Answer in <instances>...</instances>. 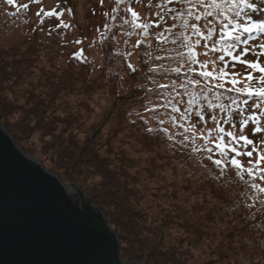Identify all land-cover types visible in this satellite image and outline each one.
<instances>
[{
    "label": "trees",
    "instance_id": "obj_1",
    "mask_svg": "<svg viewBox=\"0 0 264 264\" xmlns=\"http://www.w3.org/2000/svg\"><path fill=\"white\" fill-rule=\"evenodd\" d=\"M3 3L10 7L6 0L0 7ZM156 3L124 0L113 20L117 0H97L101 19L92 26L84 52L69 51L61 63L53 61L58 51L50 42L66 36V28L56 27L61 18L46 17L41 24L43 13L36 15L41 6L35 12L16 11L11 20L2 15L1 24L22 26L23 18L27 25L26 17L32 27L0 46V123L24 149L36 136L44 159H57L54 168L66 180L83 182L78 183L117 233L123 261L264 264V194L230 168L221 174L208 154L191 151L193 145L184 149L163 133L145 134L146 127L160 126L144 125L129 114L142 111L136 81L148 75L151 62L143 63L145 53L158 42L138 45L143 38L126 35L130 29L121 18L130 19V6L142 21L154 20ZM196 51L198 59H206L202 46ZM74 53L82 54L76 59ZM128 63L137 71L131 72ZM163 127L182 132L170 123ZM215 127L210 120L198 125L205 131ZM89 178L97 184L88 187ZM256 183L264 187L259 179Z\"/></svg>",
    "mask_w": 264,
    "mask_h": 264
},
{
    "label": "snow or ice",
    "instance_id": "obj_2",
    "mask_svg": "<svg viewBox=\"0 0 264 264\" xmlns=\"http://www.w3.org/2000/svg\"><path fill=\"white\" fill-rule=\"evenodd\" d=\"M6 2L13 5L15 0ZM123 2L117 0L113 20ZM28 7L20 5L17 12ZM155 7V19L149 22L130 6L126 8L130 19L121 18L130 29L126 35L143 38L138 45L147 41L151 46L152 39L158 42L145 53L143 63L151 62L148 75L136 81L143 93L138 101L142 111L129 114L144 125L154 121L160 126L146 127L145 134L163 133L164 139L184 149L193 145L191 151L208 154L221 174L230 168L264 194V187L256 183L257 179L264 182V0H158ZM36 15L43 24L44 18L60 19L63 12L41 8ZM56 27L68 25L60 20ZM200 46L203 61L196 51ZM210 53L214 58H208ZM81 54L73 56L79 59ZM127 67L137 71L131 63ZM209 120L215 129H198ZM166 123L182 132H170L163 127ZM177 135L183 139L177 140ZM197 140L202 141L199 147Z\"/></svg>",
    "mask_w": 264,
    "mask_h": 264
},
{
    "label": "water",
    "instance_id": "obj_3",
    "mask_svg": "<svg viewBox=\"0 0 264 264\" xmlns=\"http://www.w3.org/2000/svg\"><path fill=\"white\" fill-rule=\"evenodd\" d=\"M100 207L67 186L0 125V264H144L123 261Z\"/></svg>",
    "mask_w": 264,
    "mask_h": 264
},
{
    "label": "rangeland",
    "instance_id": "obj_4",
    "mask_svg": "<svg viewBox=\"0 0 264 264\" xmlns=\"http://www.w3.org/2000/svg\"><path fill=\"white\" fill-rule=\"evenodd\" d=\"M95 1L97 2V0H39V2H30V0H15V3L13 5H10V7H7L4 3L0 7V22L6 21L4 19V16L8 17V19L11 20L12 16L14 15L10 14L16 13L17 8L23 4L29 5L27 9L28 12L38 11V6H41L45 10H51L53 8H56L57 11H62L63 15L60 18L65 24L68 25V27L66 28V36L64 38L61 36L60 39H52V41H50L52 46H54V48L58 51L57 55L53 57V61L61 63L64 61V55L66 56L67 52L69 51L72 52L81 49L84 52L85 43L90 37L89 34L92 35L91 33L93 32L92 26L94 27V24L97 21H100L101 19V17L99 16L98 6L96 5ZM25 19L27 21V25L25 22H22L23 18L21 19L20 25L26 26L27 29L21 28L22 26L13 27L8 22L6 24L0 23V46L8 43L13 38H20L21 36L25 35L26 32L30 31L32 27V22L26 17ZM76 41L80 42L76 43ZM249 59L254 60L255 57H249ZM261 59L264 60V57H261ZM17 88L19 87H16V89ZM20 95L23 96L24 93H21ZM13 102H15V100ZM0 125L4 128L6 132H8L12 136L14 142L18 144L25 153L34 155L41 162L42 166L45 169L53 171L63 183H65L67 186H78L79 188L84 190V192L91 199L90 193H88L85 188L79 185L78 182H82L80 179L66 180L65 175H63L61 170L57 169V165L56 169L54 168L55 164H57L55 163L57 159H49L46 157L45 159L43 158L44 155H42V146L40 145L39 140L37 138H33L34 135L31 138V142L27 141L26 148L24 149V147H22L21 145V142L15 139L12 132L6 129L1 123ZM95 181V178L94 180L92 178H89L88 183L85 182V184H87L88 187H91V185L97 184ZM92 203L94 202L92 201Z\"/></svg>",
    "mask_w": 264,
    "mask_h": 264
}]
</instances>
